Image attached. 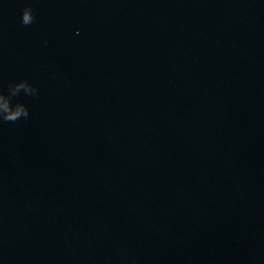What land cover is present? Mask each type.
Wrapping results in <instances>:
<instances>
[{
    "label": "water",
    "instance_id": "water-1",
    "mask_svg": "<svg viewBox=\"0 0 264 264\" xmlns=\"http://www.w3.org/2000/svg\"><path fill=\"white\" fill-rule=\"evenodd\" d=\"M0 264H264V0H0Z\"/></svg>",
    "mask_w": 264,
    "mask_h": 264
},
{
    "label": "clouds",
    "instance_id": "clouds-1",
    "mask_svg": "<svg viewBox=\"0 0 264 264\" xmlns=\"http://www.w3.org/2000/svg\"><path fill=\"white\" fill-rule=\"evenodd\" d=\"M34 20V16L32 14V9L30 7H26L22 11V23L24 25L30 24ZM21 114V110H17L16 112H9L7 116L4 117L5 121H15ZM27 116V113H25Z\"/></svg>",
    "mask_w": 264,
    "mask_h": 264
}]
</instances>
